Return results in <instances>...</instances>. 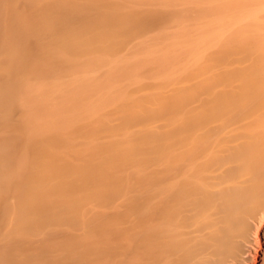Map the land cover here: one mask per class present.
Listing matches in <instances>:
<instances>
[{
    "label": "bare ground",
    "instance_id": "obj_1",
    "mask_svg": "<svg viewBox=\"0 0 264 264\" xmlns=\"http://www.w3.org/2000/svg\"><path fill=\"white\" fill-rule=\"evenodd\" d=\"M20 1L18 3L21 4L18 6L14 0H0V189L4 188L6 182V187L9 185L10 187L16 186L15 188H10L11 192L14 189L26 186L30 190L33 188L28 186L31 183L29 182L30 179H24L26 175V173L23 175L24 169H26L27 173H29L28 169H30V172H34L40 169L41 165H36V167L40 166V168L37 167L36 169L34 165L38 163V160L34 164L33 159L25 160L23 155L25 157L26 154L27 157L29 156L28 151L32 149L28 150V147L32 145L36 147L35 142L37 140L39 142H37L38 146L36 148L38 149L39 146H42L43 148H41H45L44 151H47L49 143L46 141L48 138L43 140L47 143L45 144L42 141L44 138L41 137V133L45 134V131L40 129L41 131L37 133L39 137L36 134V129L38 131L40 126L43 125L42 128L49 126L45 129L46 132L47 129L52 128L53 135V131L60 130L59 124L56 126L59 123V118L63 120L67 115L69 121H65V123L68 124H65L64 121L60 122H63L64 126H69L75 120L74 124L76 123V127H79V123L82 121L81 113L87 115L88 111V114L90 113L91 115L89 110H93L92 112L98 115L96 108L99 111H104L117 106L113 114H122V116L114 124H109L102 116V118L99 117L102 115L100 113L99 119L97 118V121H95L96 124H94L95 122L92 123V125H95L93 127L94 130H92L94 132L93 136H89L92 132H90L91 129L88 124L93 122L94 119L91 122L89 120L88 124L80 125L84 131L86 130L83 126L88 125L89 131L87 130V132L89 133L87 135L89 137H87V142H90L89 145L100 147V152H96L100 156H96V154V157H94V154L92 156L91 153L95 152L92 147L89 150L90 153H86L91 154L89 155L91 159L85 154L87 160L92 162L90 165L86 163L89 168L83 161L82 167L85 166L86 169L81 167L82 169L79 173V171H76V167L80 164L76 165L75 163L76 167L74 166V168L76 169L74 171L81 175L79 177L76 175L77 179L81 177L80 180L83 178L85 181L88 177H91L92 181L88 178L90 181L87 180L85 182L94 183L95 188L91 186L92 183L87 184L90 188L97 191L96 193L92 189V193H94L92 196L97 194L98 197V192L100 191L99 194L103 192L101 196L102 198L104 197V200H101L100 203V196L96 202L94 200L90 201L89 198V202L98 204L95 207L112 201L116 196L119 197L122 194L126 196L124 197L125 201L122 204L119 202L116 210L113 209L112 212L109 209H106L108 211L103 209L104 211L99 210L98 212V209H94V204L93 207L88 205L87 211L89 210L88 207H90L91 210L93 208L98 213H103L98 217L99 221L97 220L98 213L96 212L95 219L93 216L95 212L91 210L93 214L88 211L87 216L90 214L89 217H91L92 215L93 221L91 220L92 217L90 219H88L89 217L84 218L83 216H86L85 213H87L86 210L84 215H82L83 212L80 215L81 212L78 211V208L80 207L81 209L79 208V210L84 211L83 208L90 204L88 201L86 204L83 200H86L89 188L88 186L86 188L84 186L85 189L82 188L84 181L82 183L79 180L76 182L74 179L76 178L75 174H72L73 180L70 178L71 180L69 181L72 183L75 180L74 183L78 184L79 189H76L73 183V188L76 189L75 193L77 192L78 195L72 193L74 190H71L70 186V189L66 190V192L69 193V190H71V195H67L66 192L65 195L71 200L76 196L80 197L81 194H87L84 198L81 196V199L77 197V200L74 199L75 201L79 200V202L84 201L86 205L82 207L83 204L76 202L74 210L72 208L74 201L68 202L63 193L64 191H62L63 194L60 192V195H64V199L69 205L72 203V211L70 212L68 203L60 199L59 201L62 204L61 202L58 204V198L56 202H54L56 198L53 199L57 196L54 194L52 198L50 194L47 199L50 200L52 198V203H57L56 205L60 207L59 209L56 206V210L59 211V214H56V218L59 219L60 215L62 216L61 218L65 216L66 219L71 216L67 219L71 225L72 221L75 222L78 217L82 216L84 220L88 219V223L90 221L89 226L91 228H88L89 226L87 227L85 224L87 221L83 225L84 220L79 218L81 222L83 221L81 225L86 226L84 228L87 232L88 230L94 231L100 235L107 228L103 227L105 229L102 231L100 221H104L107 218L104 226H107L106 223L108 221L113 223V226L117 222L120 223L118 224L120 227H118V231L120 232L117 233L120 241H117V239L102 241L94 235L96 237L93 236L92 238H96V240L94 239L95 242L91 240L90 243H85L89 239L86 235L90 233L91 235L88 236L90 237L94 232L84 233V229L78 224L80 221H77V225L72 224L75 225L74 228H72V225L69 228V224L64 225V227L69 228L67 230L69 234L71 233V228L73 229L71 231L75 229L77 231V228L81 227L83 233L82 231V234L79 232L81 229L78 230V233L81 235L86 234L87 239L84 238L85 236L83 237L85 241L81 237L83 239L81 243V241L79 242L77 238L73 237L78 234L77 232L67 239L68 235H63L66 231L63 233V229H61L62 234H60L65 236L67 241L63 240L65 243L57 249L56 246L59 243L62 244L59 241L60 239L53 244L50 241L52 235L50 236L49 234L50 239L44 235L47 238L44 246L43 240L40 239L39 235L42 233V229L39 227L43 224L41 226L38 225L39 227H36V225L46 220L55 221L54 223L58 222L56 221L57 219H48L47 212L51 210L48 208L53 205H48L51 200L48 203L46 199L50 191L48 193L43 192L45 187L43 189L39 187L41 183L44 186L46 182L42 177L47 176V174L42 173H45L44 171L48 168L44 165L42 157H40L43 155L40 154L39 156L35 152L41 158L42 168L46 167L47 169L45 168L46 170H44L43 168V171L40 169L41 174L38 170V175H36L37 172L34 173L38 176L37 178L33 173V177L32 175L28 176L32 180L35 178L33 181L35 182L42 175L41 181H36V183H39L37 187L44 194L39 192L42 195L41 197L36 191L38 189L36 186L34 191L38 193V196H36L35 192L33 193V190H25L26 192H31V194L33 193L32 199L40 196L41 198H38V200L43 202L30 200L31 204H29L27 198L31 194L26 193L24 195V189H22L21 196L17 195L15 197L18 194L16 190L13 194L16 201L22 195L24 196L20 199L22 203L18 201L17 203L20 202V204H15L18 206V214L16 212V218L18 219L16 223L18 225L14 224V227H12L11 224H6L9 221L10 223L14 221L10 219L12 215L9 217L8 212L10 210L9 206L14 205L16 201L10 192V195L7 193L9 198L6 196V199L4 196L3 199H0V264H264V55H256L253 52L254 47L260 45V35L257 34L258 37L250 35V33L244 32L243 28L238 26H234L227 33L225 31L220 33L215 31L214 35H211L210 44L207 45L209 47H206L208 50L196 57V64L198 60L201 62L200 75L188 76L178 85H170V82L165 85V81L161 80L157 83H151V86L145 83L143 85L145 88L137 86L138 89H135L138 90V93L139 90H141V93L142 90H145L146 94L147 92L149 94L154 92L152 95H162V97L155 98L157 103L154 104L151 101H143L144 99L148 100V98L141 99L142 101H137V103L133 101L136 99L135 97L130 99L127 96V94L135 92H131L129 86L134 87L133 85L136 86L138 84L141 86L144 81L136 79L131 81L133 83L131 85H122L121 82L124 81L122 79L110 82L114 77L124 74L133 75L135 65L127 59L134 56L135 53H123V50H118L117 52H120V54L116 57L110 51L121 47V49H124L127 44H131V47L142 44L143 40H141V43L134 42V38L144 33L146 31L143 30L145 27L154 26L155 22L158 23V18L164 17L165 14H167L165 17H170L175 10L168 11L165 9V13L164 8L163 10L156 8L158 10V15H156L153 10L150 11L151 9L149 10V7L146 6L148 1L140 3L142 0H139L140 2L138 3L135 0L132 1H135L138 5L145 4L149 12H146L145 8L146 11L139 10L138 7L142 8L143 6L137 7L131 0L130 2L134 5L133 9L137 7L138 11L136 9L133 10L131 6L126 9L127 7L123 4L127 2L124 3V0H122V5H118V3H115L116 1L110 3L103 0ZM218 1L220 2L215 3L216 6L222 8L225 5L224 2L228 0ZM229 1L237 3V1L241 0ZM130 2L127 6L130 5ZM190 2L188 0V3ZM157 3L153 4L156 5ZM231 3L230 5L227 4V8L232 6ZM159 4L162 5L160 2ZM154 5L149 3L148 6ZM235 6L233 3L232 8H235ZM155 7L153 8L155 9ZM202 9L204 7L199 8L200 11ZM159 10L165 14L159 13ZM245 15L246 12H242V16ZM247 22L244 23L246 24ZM204 39L206 41V37ZM212 41H215V43L211 45ZM170 49L178 51L180 48H178L177 42L166 43L162 47L161 57L157 53L159 50L152 53L147 52L144 54L143 62H140V64L142 65L149 60L148 64L145 63L148 65H145V69L150 65H154L157 68V66L163 65L162 62L166 61V59L169 61L171 57H174L167 56ZM121 53L123 54L121 55ZM154 54H157V57ZM164 54L167 56L166 58ZM102 55H106L107 58H101ZM114 55L115 57H113ZM181 57L183 58L182 55ZM186 68L187 64L179 73L187 74ZM64 69L67 72L65 71L58 75L55 73ZM151 69L153 70V66ZM148 73L151 74V72ZM173 73L175 74L174 71ZM97 74L100 77L97 76L98 78H96ZM48 87L51 88L49 89L52 92L50 94L49 91L46 93ZM97 94L107 95L106 97H110L108 95L122 96L115 105L111 100H100L102 96L99 97ZM85 95H92L95 99L90 96L91 99L87 98ZM133 95H136V92ZM96 97L99 99L98 102L101 103L97 102L98 99L96 100ZM18 106L23 109L24 114L21 119L19 118L15 122L11 118V113L14 116V111L18 109ZM66 110H71V114L67 113ZM171 111H175L172 116L165 115ZM146 114H151L149 117L151 120L152 116H156L158 121L152 123L147 118L149 115ZM55 115L59 116L55 117ZM86 115L82 116L84 118L87 117L85 120L87 122L89 116ZM36 124H38V128L35 126ZM60 126L64 129L62 125ZM2 127L7 132H10L12 128L7 129L5 127L18 128L17 131L16 129L11 131L12 133L15 131L14 133L17 136L13 134L15 136L13 137L10 134L11 132L9 134L5 133ZM57 127L58 130L56 129ZM65 130L61 133L64 134ZM3 131L5 135L2 134ZM73 131L75 130H72V133ZM16 132L20 134L18 135ZM54 133L57 136L60 135L57 142L63 139L60 144H62L64 138L72 141L71 137H75V134H77V132H74V135H72L70 132L71 137L67 134H65L67 135L65 137L60 133ZM77 135H82V138H86V134L83 135L78 132ZM46 136L49 135L46 134ZM37 137L42 139L40 138V140ZM51 138L50 141L53 142V147L56 149V144L59 143L55 144V139ZM82 138H74L76 141L80 140L76 142L77 144L79 143L77 146L75 141L74 143L69 141L68 145L64 141L63 146H70L71 150H74V153L77 154L78 152H75V148L77 147L78 149V146L81 148L82 143L86 142ZM88 138L92 139L91 141L94 144H91L92 142ZM80 142L82 143L80 144ZM39 143H44V145ZM70 143L76 147L72 149ZM86 143H83L82 147ZM60 144L58 146H61ZM87 147L84 148L88 151L89 147ZM96 147L95 149L98 151ZM24 148H27L28 151ZM22 149H24V153H22ZM49 149L55 152L52 147H49ZM77 149L76 151H78ZM20 150L22 151L20 152ZM61 150L63 151V149ZM84 151L82 153H85ZM58 152L60 151L58 150ZM58 152L55 155L58 156ZM35 153H32V155ZM50 153L47 154V158L44 155V162H50L51 159L49 158H54V156L48 157V155H54V153ZM70 153L73 154V151H70L69 155ZM60 154L59 156H61ZM65 155H67L66 152L62 156ZM30 157L32 156L30 155ZM60 159L55 160L60 161ZM80 159L82 161L85 157ZM66 160L63 157V162ZM76 160L74 161L78 163L79 161ZM25 161H32L33 164H29H32L31 166L35 170H31L30 165L28 168ZM69 162L70 164L72 163L71 161ZM52 163L50 162V164ZM53 164V168L58 165L54 167ZM24 165H26V168ZM61 166L64 167V165ZM59 168H56V170ZM73 169L71 173L74 172ZM56 170L57 175L58 171H60L59 174L64 175L61 177V179H64L62 180L64 183L61 180H58L57 183L67 186L65 184L68 180L65 179L69 177H65L64 173H69L70 170L68 169L69 172H66L64 168ZM8 171L13 179L8 175ZM71 173L66 174V176H70ZM6 174L9 178L5 177ZM50 175L52 176L53 174ZM50 175L46 177L49 182ZM52 182L51 186L54 187L56 181ZM36 183H33V186ZM71 183L67 184L71 185ZM45 186H48L47 189L45 188L46 191L52 189L51 186L49 188V184H45ZM57 188L52 190L54 191ZM7 189L8 187L5 188V194ZM80 189H84L82 190L83 192ZM27 194L29 195L26 196ZM43 195L46 196L43 198ZM70 197L72 198L70 199ZM11 198L14 199L12 204L10 203L12 202ZM9 199L11 200L9 201ZM43 199H46V201ZM32 201L36 203H32ZM37 202L41 206L42 204H47L42 207L39 204L37 206L34 205ZM112 204L114 205V203ZM15 205L11 207L10 211L16 208ZM34 206L36 208H33ZM119 206L124 212H120L122 209L118 210ZM53 207H51L52 210ZM46 209L49 211L45 212ZM54 210L50 212L54 213ZM72 212H76L78 216L75 213L76 216L74 214L71 215ZM77 212L80 213L78 214ZM7 216L9 219H7ZM30 218L39 219L37 222L41 221L34 225V221H31ZM65 218L59 219V221L63 222ZM108 218L114 219V222L108 220ZM47 221L44 225L49 224ZM60 222L59 224L62 223ZM32 223L36 230L39 228L40 233L38 235L36 232L39 231L32 229L34 227H31ZM5 225L6 227L14 228V230L6 229ZM54 225L58 226L59 229L62 226ZM54 225L49 227V229H55ZM109 225L111 224L109 223ZM76 226L78 227L76 228ZM109 227L113 228L112 226ZM45 230L46 228L43 227V231L46 234L47 230ZM114 230H116L115 227L111 231L107 230V232L113 235L116 232ZM12 231H15L14 234H12ZM49 231L48 233L52 232ZM31 232L33 235L30 234ZM52 233L54 234V232ZM57 235L56 233V236L53 235L52 238L54 240L58 239L59 235ZM31 236L39 238L42 244L38 242L39 239L35 241ZM46 240L48 243H52L56 249L51 248L50 244L47 246ZM112 240L116 241L112 242ZM53 252H55V256L49 255H53Z\"/></svg>",
    "mask_w": 264,
    "mask_h": 264
},
{
    "label": "rangeland",
    "instance_id": "obj_2",
    "mask_svg": "<svg viewBox=\"0 0 264 264\" xmlns=\"http://www.w3.org/2000/svg\"><path fill=\"white\" fill-rule=\"evenodd\" d=\"M18 1L19 0H14V2H16L17 4H18V6H20V4L18 3ZM22 1V0H21ZM20 1V2H21ZM102 1V0H101ZM103 1H105V2H112V3H114L115 1V3H118V5H122V0L121 1H119V0H103ZM119 1V2H118ZM132 1V0H131ZM137 3L138 2H140L139 0L137 1V0H135ZM135 1H132L133 3H134V5L136 4L135 3ZM146 1H148V5H149V3H150V5L152 4V5H154L153 3H157L156 5H154V6H156L155 7V9L153 8L154 6H148V5H146L147 7H149L148 9L150 10V11H154L155 12V14L156 15H158V10L156 9V8H158V9H162L163 10V8H164V10L166 9V10H168V11H170V10H175V11H173V13H171L172 15H170V13H168V15H170V17L168 16V17H165V15H167V14H165L166 13V10L162 13L161 12V10H159L160 12L159 13H161V14H165L164 15V17H162V20H161V17L160 18H158L157 19V21H158V23L157 22H155L154 24V26H149V27H145L143 30H146V31H144V33H142V34H140L138 37H135L134 39H135V41L134 42H140L141 43V40H143L144 42H142V44H139V45H137L136 47H131L132 45L131 44H127L126 45V47L124 48V49H115L114 51H110L111 53L113 52L115 55H116V57H118L117 55L118 54H120V52L118 53L117 51L119 50V51H122L123 50V53H125V52H129V53H135V55L134 56H132L131 58H128L127 60L128 61H130L131 63H133L134 65H135V68H133V70H134V73H133V75H128V74H124V75H121V76H118V77H114L110 82H113V81H116V80H120V79H122V80H124V81H122L121 82V84L122 85H125V84H133L131 81H133V80H136V79H140V80H142V81H144V83L141 85V86H143V85H145V83H147V85L149 86V84H150V86H151V83H157V82H159V81H165V85H167L169 82L171 83L170 85H178V84H180L186 77H188V76H190L191 77V75H194V76H198V75H200L199 73H201V62L198 60V63L196 64V57H199L200 55H202V53L203 52H205V51H207L208 49L206 48V47H209V46H207V45H209L210 44V42H211V40H212V37H211V35H214V32L215 31H217V32H223V31H225V33H227V31H230L234 26H238V27H242L243 28V30H244V32H247V33H250V35H253V36H256V37H258L257 36V34L258 35H260V37H261V40L259 39V42H260V45H257L256 47H254V54H256V55H264V0H241V1H237V3L236 2H234V1H232L236 6H235V8H232V6H233V3H231V1H229V3H228V1L227 2H224L225 3V5H227V4H229L230 5V3H231V7L229 6V8H227L228 7V5L227 6H223L222 8H218L217 6H216V4L215 3H217V2H220V1H218V0H190L191 2L190 3H188V0H171V1H169V0H142L140 3H146ZM163 1V2H162ZM13 2V4H15ZM127 2V3H126ZM130 2V0L128 1V0H124V3H126V4H123L124 6H126L127 8L126 9H128L129 8V6H131V8L133 9V7H134V5H133V3L132 2H130V5H128L127 6V4ZM159 2L162 4V5H160L159 4ZM24 3H26V2H24ZM119 3H121V4H119ZM139 3V4H140ZM164 3V4H163ZM133 6H132V5ZM16 5V4H15ZM42 5V4H41ZM143 6L142 8H140V7H138V6ZM140 5H138V4H136V6L139 8V10H141L142 9V11H146V12H149V10L146 8V6H145V4H140ZM123 7V6H122ZM134 8L133 10H137L138 11V8ZM201 7H204V9H205V11H204V9H202L201 11L199 10V8H201ZM21 8V7H20ZM130 8V9H131ZM146 10H145V9ZM153 8V9H152ZM188 8V9H187ZM190 8V9H189ZM192 10V11H191ZM123 11V10H122ZM128 11V10H127ZM167 11V12H168ZM177 11V12H176ZM246 12V15L245 16H242V12ZM161 14H159V15H161ZM165 18V19H164ZM168 18H170L169 20H168ZM159 21H161V22H159ZM246 21H248L246 24L244 23V22H246ZM156 24H158V25H156ZM157 26V27H156ZM149 28V29H148ZM206 37V41H205V38ZM140 39V40H139ZM170 42H177L178 43V48H180L178 51H176V50H171L170 49V51H169V54H167V56L169 55V56H174V57H171L170 59H169V61L166 59V61H164V62H162V64L163 65H161V66H157L156 64H155V66H157V68L156 67H154V65H152L153 66V70L151 69L152 68V66L150 67H147V69H151L150 71L148 70L147 71V69H145L146 68V66L145 65H147L149 62L147 61V62H145V63H147V64H145V63H143L142 65L140 64V62H143V60L142 59H144V54L145 53H147V52H153V51H157V50H159L157 53L159 54L158 56L159 57H161V51H162V47H163V45H165L166 43H170ZM215 43V41H212V43H211V45L212 44H214ZM165 47V46H164ZM171 52V53H170ZM173 52V53H172ZM123 53H121V55L123 54ZM183 56V58L181 57V55ZM115 55L113 56V57H115ZM120 55V56H121ZM147 55V54H146ZM163 55V54H162ZM154 56L155 57H157V54H154ZM164 56H165V58L167 57L165 54H164ZM168 56V57H169ZM103 57V59H106L107 57H106V55H102L101 56V58ZM104 57H106V58H104ZM109 58H111L110 56H108ZM154 58V57H153ZM153 60V59H152ZM184 60V61H183ZM186 60H187V62H186ZM183 61V62H182ZM203 61V60H202ZM186 62V63H185ZM124 63H129V62H124ZM165 63V64H164ZM182 63V64H181ZM186 64H187V68L185 69V71L187 72V74H185V73H183V72H181V73H179L180 71H182L183 69H184V67L186 66ZM140 65V66H139ZM136 66H137V69H136ZM144 68H142V67ZM148 66V65H147ZM129 68V67H128ZM154 68H155V70H154ZM159 68V69H158ZM140 69H142V70H140ZM157 69V70H156ZM127 70V69H126ZM129 70V69H128ZM146 72H145V71ZM67 72V70L66 69H64V70H58V71H56L55 73H57V75L59 74V73H63V72ZM104 71V70H103ZM106 71V70H105ZM173 71L175 72V74L173 73ZM102 72V71H101ZM124 72V71H123ZM148 72H151V74L150 73H148ZM100 73V72H99ZM173 73V74H172ZM183 73V74H182ZM56 75V74H55ZM105 75H107V73H105ZM100 77L99 76V74H97L96 75V78H98V77ZM99 81H101V79H99ZM170 85H168V86H170ZM134 87H132V86H129L130 88L129 89H131V92H133V91H135L136 92V95H133V94H135V92L133 93V94H127V96H129L130 97V99H133L134 97L136 98L135 100H133V101H142L144 98H148V100L146 99H144L143 101H151V103H157V98H159V97H162V95H152V94H154V92L153 93H150L149 94V92H147V94H146V92H145V90L143 91L142 90V93H141V90H139V93L137 92L138 90H136L135 88H137L138 89V87L137 86H139V88H145L144 86L143 87H141L139 84L138 85H133ZM134 88V89H133ZM146 88H148V87H146ZM49 89H51V88H49L48 87V89L46 90V93H48L47 91H49V94H50V92H51V90H49ZM92 92V91H91ZM128 92V91H127ZM52 93V92H51ZM138 94V95H137ZM48 95V94H47ZM53 95V94H52ZM69 95V94H68ZM67 95V96H68ZM98 95V94H97ZM97 95H95V96H97ZM85 96H87V98L90 96L91 98H93V99H95V97L94 96H92V95H85ZM99 97L100 96H102V95H98ZM103 96H104V98H103ZM102 97H101V99L100 100H111L112 101V103L113 104H117L118 102H119V100H120V98H121V96L122 95H108V96H110V97H106L107 95H103ZM124 96V95H123ZM126 96V95H125ZM139 96V97H138ZM163 96H165V95H163ZM179 96V95H178ZM184 96V95H183ZM209 96V95H208ZM54 97H55V95H54ZM89 97V98H90ZM106 97V98H105ZM90 98V99H91ZM156 98V99H155ZM98 98L96 97V100H97ZM142 99V100H141ZM57 100V99H56ZM67 101H68V99H67ZM99 101V99L97 100V102ZM65 102H66V100H65ZM91 102H92V100H91ZM103 102H105V101H103ZM68 103V102H67ZM66 103V104H67ZM98 103H101V102H98ZM138 103V102H137ZM113 104H111V105H113ZM114 105V106H115ZM96 106H98V105H96ZM18 108V109H17ZM16 109V111H14L15 112V114H14V116H12V113H11V118H13V120H15V122H16V120H18L19 118L21 119V117L23 116V109L22 108H19V106L17 107ZM117 108V106H115L114 108H112V109H110V108H108L107 110H104V111H99L98 110V108H96L97 109V113H101L102 115H100L99 116V114L97 115H95V112H92L93 110H89V111H91V115L93 116H91L90 115V113L88 114V111H87V115L84 113H81V118H82V121L84 120V122H82L81 121V123H79V127H76L77 125H76V123L74 124V122H75V120L73 121V123H72V125H69V126H64V124H62L60 121H64V123H65V121L67 122V121H69V118H67V115H66V117H65V119H63V120H60V118H59V123H57V125L56 126H58V124H59V129L60 130H58V127L56 128L58 131H60V132H58V131H56L55 129V131H53V135H52V128L50 129H47V132H46V128L47 127H49V126H47L46 128H42L43 127V125L42 126H40L39 128H38V124H36L35 126H37V128H38V131H37V129H36V134L37 133H39L41 130L40 129H43L44 131H45V134L42 132L40 135H41V137L42 138H44V139H42L41 137V139H42V141L43 140H46L47 138H48V140L46 141L47 143H49V147H52V149H54L55 150V152L53 151V150H51L50 151V149H49V147H47V151H44V149H42L43 147L42 146H39L38 147V149L36 148L37 146H38V144H37V142H39V140H37L36 142H35V146L36 147H34V145H32V146H29L28 147V150L30 149H32L31 151H28L27 150V148H24V149H26L28 152H29V156L28 157H30V155L32 156V157H30V158H28L27 157V154H26V157H25V155H23L22 153H24L25 151H24V149H22L23 150V152L21 153V155H23L24 157V159L25 160H34L33 161V163L34 162H36L37 160V164H35L34 165V167L37 169V167H39L40 168V166H37L36 167V165H41V170L43 171V168H42V164L44 163V165L48 168H44V170H46V171H44L45 173H42V174H47V176L48 175H50V174H53L51 177H50V182H49V179H47L46 177L47 176H45V177H42V175H41V177L42 178H44L45 180H46V182H45V184L46 185H48L49 184V188H50V186H51V184L53 183L52 181H56L55 183H54V187H52V189L53 188H56V187H58L57 189H54V191L51 189V190H47L46 191V189L48 188V186L46 187L45 186V184H44V186H43V184L41 183V185H39V183H36V181L35 182H33L34 180H35V178L32 180L31 179V175H32V173H33V175H35L34 173H36L38 170H39V173L41 174V170L40 169H38V170H36V171H34V172H30V169H28V171H29V173H31V174H29V173H27V171H26V169H24L25 171L23 172V175L26 173V175L24 176V179L25 180H29L30 179V181L29 182H33L34 184L36 183V185H34L33 186V183H32V185H31V183H29V187H33L31 190H30V188H28L27 186L26 187H22V188H18V189H14L12 192H11V190H10V188L12 187H14V186H11L10 187V185L9 186H7L8 187V189L6 190V194L4 193V191H5V188H7L6 187V183L4 184V188L2 187V190L0 189V199L2 198L3 199V197L4 198H6V196H7V198H9L8 196L10 195V193H12V195L11 196H13V194L15 193V191L16 192H18V194H16L15 195V197H17V195H19V197L21 196V190L22 189H24V195L26 194V193H30L31 194V192H26V190L28 189V190H30V191H32L33 190V193L35 192L34 191V187L36 186V188H38L39 189V187H41L42 189L44 188V191L43 192H47L48 193V191H50V193L46 196V195H43V198H44V196H46V199L47 198H49L50 197V194H51V196H52V198H53V195L55 194L57 197H54L53 199H55L54 200V202H56L57 201V198H58V204L61 202V201H59L60 199H63V202H65V203H68L69 201H71L72 202V200L74 201L73 202V207H72V203H70V205H69V203H68V209H70V212L72 211V209H71V207L72 208H74V210H75V205L77 204V203H79V204H83L82 205V207H84V205H86L87 204V201L89 200V198H90V201H92V200H94L95 202H96V200H97V198L100 196L101 198H102V196L101 195H103V192H101L100 194H99V192H98V197H97V194H95L94 196H92V194H94V193H92L93 191H92V189L93 188H95L94 187V183H90L89 181L91 180V177L88 179H86L85 181H87V180H89L88 182L89 183H87V182H85L84 180H83V178H82V180H80L81 179V177H80V179H77L79 176H81V175H78V173L76 172V171H79V173H80V171H81V169L82 168H85L86 169V167L84 166V167H82L83 166V161H85V164L86 163H88L89 165H90V163H92V162H89V160H87V158H86V155L87 156H89V155H91L92 154V156H93V154H94V157H96V156H100V154L98 155L96 152H100L99 150H100V147L99 148H97L96 147V145L95 146H93V145H89L90 144V142H87V137H89L90 135L91 136H93L94 135V132H92V130H94L93 129V127L95 126V125H92V123H94L95 121H97V118H98V116L99 117H103L104 119H106V121L109 123V124H114L121 116H122V114H113L114 113V111H115V109ZM68 109H70V107H68ZM92 109H94V110H96L95 108H92ZM113 110V111H112ZM99 111V112H98ZM66 112L67 113H70L71 114V110L69 111H67L66 110ZM103 112V113H102ZM175 111H171V112H168V113H166L165 115L166 116H172V114L174 113ZM67 113H65V114H67ZM92 113H94V114H92ZM69 114V115H70ZM60 115V114H59ZM58 115V116H59ZM69 115H68V117H69ZM75 115H77L76 113H75ZM82 115H86V116H89L88 117V121L86 122L85 120H86V118L87 117H83ZM104 115V116H103ZM146 115H149V114H146ZM151 115V114H150ZM150 115L147 117L148 119H150L149 117H150ZM57 115H55V117H58ZM79 116H80V114H79ZM97 116V117H96ZM95 117V118H94ZM101 117V118H102ZM153 118H152V120H151V122L152 123H155L156 121H158V119H157V117L156 116H152ZM56 119V118H55ZM93 119H94V121H93ZM99 119V118H98ZM81 120V119H80ZM80 120H79V122H80ZM89 120H90V122H91V120L93 121V122H91V123H89L88 124V122H89ZM78 121V120H77ZM76 121V122H77ZM84 123H86V124H88L89 125V127H90V132H92V133H90L89 134V136L87 135L89 132H87V130L89 129V127H88V125L86 126V127H88V128H86L85 126H83L84 127V129L86 130V131H84L83 129H82V127H80V125L82 124H84ZM65 124H68V123H65ZM77 124H78V122H77ZM94 124H96V122L94 123ZM60 125H62L63 127H64V129L60 126ZM81 125V126H82ZM11 126V125H10ZM71 126V127H70ZM73 126V127H72ZM75 126V127H74ZM5 128H12V129H10L11 131L12 130H15L16 129V131L18 130V128H15V127H5ZM75 128V129H74ZM84 131H82L81 129ZM66 129V130H65ZM80 129V130H79ZM2 130H5V133H10V132H7V130L6 129H3V127H2ZM42 130V131H43ZM49 130H51L50 132H49ZM63 130H65L64 132V134L63 133H61V132H63ZM72 130H75V131H73V133H72ZM89 131V130H88ZM0 132H1V129H0ZM15 132V131H14ZM10 133V134H15V133ZM54 132H56V134L57 133H60V134H62V136L64 135L65 137L68 135H70V134H72V135H74V132L76 133L77 132V134H78V132L80 133V134H86V138H82L83 136L82 135H77V134H75V137L76 138H82V140L84 139V140H86V142H83V143H86L85 144V146L84 147H89V149H88V151L90 150V149H92V147H93V149L95 150V152H94V150H93V152L94 153H91V154H86V153H90V151L88 152L87 150H85L86 148H84V147H82V145H83V143L82 142H80V144L82 143V145H81V148L78 146V149H77V145H79V143L77 144L76 142H79L80 140H75L74 138V136H72L71 137V135L69 136V137H71L72 139V141H70V139H69V141L70 142H72V143H74V141H75V144H76V148L73 146V144L72 143H70L71 144V146H72V149L73 148H75V152H78L77 154L76 153H74V150H71V147L70 146H63V143H64V141H66L65 143L68 145V143H69V141L68 140H66V139H68V138H64V141L62 142V144H60V142H61V140H63V139H60L59 141L60 142H57L58 141V139L60 138V135L59 136H57V135H55V133ZM71 132V133H70ZM16 133H18V132H16ZM70 133V134H69ZM1 134V133H0ZM2 134H4V131L2 132ZM20 133H18V135H19ZM46 134L47 135H49V136H51V137H53L55 140H54V143L56 144V143H59L61 146H58L59 144H56V149H55V147H53L54 146V144H53V142L52 141H50V138L51 137H49V136H46ZM65 134H67V135H65ZM93 134V135H92ZM5 135V134H4ZM38 135V134H37ZM1 136V135H0ZM3 136V135H2ZM15 136H17L16 134H15ZM14 135H13V137H15ZM21 136H22V134H21ZM61 136V137H62ZM78 136V137H77ZM38 137H39V135H38ZM37 137V138H38ZM85 137V136H84ZM23 138V137H22ZM40 138H38V139H40ZM46 138V139H45ZM53 138H51V139H53ZM92 138V137H91ZM40 139V140H41ZM88 140L89 141H91L90 140V138H88ZM50 141V142H49ZM45 144H47L45 141H43ZM52 142V144H50ZM92 142V141H91ZM44 143L42 144V143H39V144H41V145H44ZM91 144H94L93 142L91 143ZM52 145V146H51ZM90 146H91V148H90ZM30 147H32V148H30ZM42 147V148H41ZM44 147H46V146H44ZM87 147V148H88ZM95 147L98 149V151L95 149ZM69 148V149H68ZM49 149V150H48ZM61 149H63V151L61 150ZM69 151H68V150ZM76 149L78 150V151H76ZM22 150H20V152L22 151ZM39 150V151H38ZM58 150L60 151V152H58ZM68 152H67V151ZM82 150V151H81ZM85 150V151H84ZM26 151V152H27ZM53 151V152H52ZM72 152L73 151V154L72 153H70V155H69V152ZM80 151V152H79ZM85 152V153H82V152ZM30 152H32V153H35V152H37L38 153V155L40 156V154L41 155H43V156H40V157H42V159H43V163L40 161V157L39 156H37V153H35V154H33L32 155V153L30 154ZM49 152H51L50 154H52V153H54V155H48V157H50V156H54V158L52 159V158H49V159H51L50 160V162L52 163H54L55 161H57V160H59L60 158H61V156L62 155H64V153L66 152V154L67 155H65V156H62V158L60 159V161H57L56 163H52L53 165H54V167H55V165H60V166H56L55 168H53V166H52V164H50V162H47V161H45L44 162V155H45V158H47L46 156H47V154H49ZM56 152H58V156L57 155H55V154H57ZM64 152V153H63ZM91 152H92V150H91ZM61 153V154H60ZM59 154L61 155V156H59ZM76 154V155H75ZM79 154H80V156H79ZM83 154V155H82ZM86 154V155H85ZM95 154H96V156H95ZM69 155V156H68ZM75 155V156H74ZM85 155V156H84ZM34 156V157H33ZM55 156H57V157H55ZM70 156H73V157H70ZM82 156V157H81ZM36 157V158H35ZM58 157H60V158H58ZM63 157H64V160L65 159H67L66 161H64L63 162ZM84 158L85 157V159L83 160L82 159V161H81V159L80 158ZM90 157V159H91V156H89ZM89 157H88V159H89ZM35 158V159H34ZM72 158V160H70V159ZM78 160V159H80V160H78L79 162L77 163V162H75L74 160H76V159ZM55 159H57V160H55ZM55 160V161H54ZM62 160V161H61ZM76 160V161H77ZM26 162L27 163V167L29 168V165H30V167H31V170L32 169H34L35 170V168H32L33 166H31L33 163H32V161H30V162ZM69 161H71L72 163L71 164H73V165H71L70 164V162ZM81 161V162H80ZM86 161H88V162H86ZM91 161V160H90ZM41 162V163H40ZM67 162H68V164H67ZM25 163V164H26ZM29 163H32V164H29ZM75 163H76V165H78V164H80V165H78V167H76V165H75ZM82 163V164H81ZM88 164H86V166H88V168H89V165ZM61 165H64V167H62ZM67 165H68V168H67ZM71 167H70V166ZM25 166V168H26V165H24ZM51 166H52V168H51ZM65 166H66V168H65ZM74 166L77 168V170L76 171H74L76 168H74ZM80 166V167H79ZM59 167H61V168H59ZM70 167V168H69ZM82 167V168H81ZM51 170H50V169ZM56 168H59V169H57V170H60V169H62V168H64L65 169V171L66 172H69V170H70V172L69 173H71V170L73 169V171L74 172H72L71 173V175L69 176H66V174H69V173H64L65 174V177H69L68 179H65V180H73V178L71 177V176H73L74 174V176L76 177V178H74L75 180H76V182H78V180L79 181H81V183L83 184V186H82V188H84V186H85V188L88 186V188H89V196L87 195V197H86V200L85 199H83L84 198V196H86V195H82L81 194V196L83 197L82 199L85 201V203L86 204H84V201L83 202H79V200L78 201H75L74 199H76V197L79 199H81V196L79 197V196H74L75 198H72V197H70V199L71 200H69L68 198H67V196L65 195V192H66V190H68V189H70V188H72L71 190H74L73 192L71 191V190H69L70 192L69 193H67L66 192V194L68 195H71L70 193L72 192L73 194L75 193V190L78 188L79 189V186H78V184L76 185V182L74 183V181H72V183H71V181H66L67 183H71V185H68L67 183L65 184V185H67V186H63V184L62 183H64V181L62 182V180H64L63 178L61 179V177H63L61 174H59L60 173V171H58L59 173H58V175H60V176H58L57 175V173L55 172V170H56ZM72 168V169H71ZM55 169V170H54ZM68 171H67V170ZM78 169H80V170H78ZM56 170V171H57ZM10 171V170H9ZM9 171H8V173H9ZM48 171H50V172H48ZM62 171H64V170H62ZM61 171V172H62ZM76 172V173H75ZM7 173V174H8ZM38 172L36 173V175H38L39 174ZM54 173H56V174H54ZM62 173V174H63ZM7 174H6V176L5 177H7V178H9V176L11 177V173H9L8 175L9 176H7ZM73 174V175H72ZM13 175V174H12ZM28 175H30V176H28ZM33 175H32V177H33ZM35 175V176H36ZM78 177H77V176ZM26 176H28L27 178H26ZM34 176V177H35ZM38 176H36V178H37ZM41 177H40V181H41ZM48 177V178H49ZM52 177H53V180H52ZM12 178V177H11ZM10 178V179H11ZM29 178V179H28ZM59 178V179H58ZM71 178V179H70ZM13 179V178H12ZM85 179V178H84ZM8 180V179H7ZM38 180V181H39ZM43 180V179H42ZM47 180H48V182H47ZM58 180H61V184H59V183H57V181ZM37 181V182H38ZM92 181V180H91ZM52 182V183H51ZM8 183H9V180H8ZM28 183V182H27ZM48 183V184H47ZM75 184V187H76V189H74L73 187H74V184ZM13 184V183H12ZM87 184H91V186H93V188H90V186L89 185H87ZM37 185H39V187H37ZM79 185H80V182H79ZM69 186H70V188H69ZM78 186V187H77ZM81 186V185H80ZM16 187V186H15ZM14 187V188H15ZM81 188V187H80ZM84 188V189H85ZM87 188V189H88ZM26 189V190H25ZM36 189V191H38V193L39 192H41V193H43L42 192V190L41 189ZM84 189H82V190H84ZM86 189V190H87ZM91 189V190H90ZM81 190V189H80ZM80 190L78 191V192H80ZM81 190V191H82ZM94 190V189H93ZM1 191H3L2 193H1ZM8 191V192H7ZM19 191H20V193H19ZM62 191H64L63 193H64V195H65V198H67V200H68V202H66V200L64 199V195H62L63 193H62ZM90 191H91V194H90ZM10 192V193H9ZM60 192L62 193L61 195H60ZM83 192V191H82ZM82 192H80V193H82ZM94 192H96L97 193V191H96V189L94 190ZM7 193L9 194V195H7ZM32 193V194H33ZM38 193H36L35 192V194H36V196H38L37 194ZM77 193V192H76ZM75 193V195H78V193L76 194ZM79 193V194H80ZM85 193V192H84ZM86 193H87V191H86ZM5 194V195H4ZM31 194V196H29L27 199L29 200L28 201V203L29 204H31V201L30 200H38V198H41L42 197V195H40V193H39V195L41 196H39V197H36V199L34 198V199H32V195ZM44 194V193H43ZM73 194H72V196H73ZM24 195H22V197L24 196ZM29 194H27L26 196H28ZM90 195H91V197H90ZM120 195V194H119ZM124 194H122L121 196H119V197H117L116 196V198H114V199H112V201H110V202H112V203H114V205L112 204V203H110V202H108V203H105V204H103V205H99L98 207H95V205L97 206L98 204H94V202L93 203H91V202H89L90 204H87L83 209H84V211L82 210H79V208H78V211H80L79 213H80V215L82 214V212H83V214L82 215H84V212H85V210H86V212L87 213H85L86 214V216L84 215L83 217L85 218V217H89L90 216V214L92 213L93 214V212H95L94 213V218L96 219V215L95 214H97L98 212H99V210L100 211H104V210H106V209H109L111 212L113 211V209H115L116 210V208H117V206L119 205L118 203L120 202V204H122V202H124L125 201V196H123ZM49 196V197H48ZM14 197V196H13ZM15 197H14V199H15ZM21 197V198H22ZM35 197V196H34ZM93 197H94V199H93ZM6 198V199H7ZM20 198V199H21ZM52 198L49 200V199H47V201H48V203H49V201L51 202V203H49L48 205H51V204H53L52 202ZM101 198H99V203H100V201L101 200H104L103 198L101 199ZM120 198H122V199H120ZM12 199V198H11ZM11 199H9V201L11 200ZM14 199H12L11 201L12 202H10L11 204L12 203H14ZM20 199H18V201H20ZM46 199H43L44 201H46ZM116 199V200H115ZM118 199V200H117ZM65 200V201H64ZM77 200V199H76ZM115 200V201H114ZM121 200V201H120ZM15 201H16V199H15ZM18 201H16L15 203H14V205L18 202ZM22 201V200H21ZM20 201V202H21ZM32 201V203H36V202H33ZM39 202H41L42 200H38ZM20 202L19 203H17V205H19L20 204ZM43 202V201H42ZM77 202V203H76ZM104 202V201H103ZM22 203V202H21ZM76 203V204H75ZM98 203V202H97ZM102 203V202H101ZM39 203L37 202V204H34V205H38ZM42 204V203H41ZM47 203H45V205H46ZM55 204V203H54ZM51 205V206H49L50 208H48V209H51L50 211H52L53 212V210L56 212V211H58V210H56L57 208H59L60 209V207L58 206V205ZM61 204H62V202H61ZM79 204H78V206H79ZM93 204H94V209L96 210V209H98L97 211H95V210H93V208H92V210L90 209V207H88L89 208V210L88 211H93V212H91L90 211V214H89V216H87V214H88V211H87V206L88 205H91V207H93ZM106 204H108V205H106ZM14 205H10L9 206V208H10V210L12 209L11 207H13ZM17 205H15V207L16 208H14L12 211H10L9 210V212H8V216L10 217V215H12V217H10V219L12 220H14V221H12L11 223H10V221L9 220H7V221H9L7 224H6V222H5V224L6 225H12V227H14V224H17L16 222H18V219L16 218L17 216H16V212H17V214H18V206ZM40 205V204H39ZM45 205H43L42 204V206H45ZM112 205V206H111ZM33 206V205H32ZM41 206V205H40ZM41 206V207H42ZM52 206H54L53 207V210H52ZM56 206H57V208H56ZM77 206V207H78ZM81 206V205H80ZM115 206V207H114ZM70 207V208H69ZM107 207V208H106ZM114 207V208H113ZM33 208H36L35 206L33 207ZM37 208H39V209H41L40 207H37ZM45 208V207H44ZM46 208H47V206H46ZM48 209H46L45 210V212H47V211H49ZM67 209V210H68ZM81 209V208H80ZM102 209V210H101ZM104 209V210H103ZM122 208L119 206V208H118V210L120 211ZM42 210L44 211V209L42 208ZM73 210V211H74ZM76 210H77V208H76ZM47 212V214H48V219H54V220H56L58 223H54L55 221H53V222H51V220H46L47 222H49V224H47V225H44L45 223H46V221L44 222V221H42L41 223H40V221L39 222H37L39 219H34V218H30V220L32 221H34V225L35 224H37V223H40V224H37L36 225V227H39V226H41L42 224V228L41 227H39L40 229H42V233H43V236H42V233H40V230H38L39 232H36L37 233V235H38V233H40L39 235H40V239H42L43 241V244L45 243V239H50L49 238V234H50V236H51V239H50V241L51 242H53V244H55V243H57L58 242V240L60 241V242H62V244L61 243H59L58 244V246H56L57 247V249H58V247H60V246H62L63 245V243H65L63 240H65V241H67L66 240V237L65 236H63V235H68V237H67V239H69V237L71 236V235H73V233L75 234L76 232L78 233V230H80L81 229V227L79 228L78 226H76V228L78 229L77 231H71V230H73L72 228H74V226L75 225H77V221H80L79 220V218H81V220H84V218L81 216V217H78L77 219L78 220H75V222L74 221H72L71 222V225L72 224H75V225H72L73 227L70 229V232L72 233H70L69 234V231H67L70 227H71V225L69 224L70 222H69V220H67L68 219V217H67V219L65 218V216L63 217V218H65L64 219V221L61 223L60 221H59V219H63V218H61L62 216L60 215H57V216H59V219L58 218H56V214L58 213L59 214V211L58 212H54V213H52V212ZM69 211V210H68ZM106 211H108V210H106ZM12 212H14L13 214H14V216H13V214H12ZM97 212V213H96ZM120 212H124L123 211V209L120 211ZM11 213V214H10ZM68 214H70L69 212H67ZM76 214V212H72V214L71 215H73V214ZM78 213V212H77ZM78 213V214H79ZM101 213H103V212H100V213H98V215H97V220L99 221L100 219L98 218V217H100L101 216ZM28 214V213H27ZM74 214V215H75ZM29 215V214H28ZM77 215V214H76ZM75 215V216H76ZM7 216V217H8ZM78 216V215H77ZM93 216L91 215V217H92V221H93ZM9 217L7 218V219H9ZM14 217V218H13ZM34 217V216H33ZM51 217V218H50ZM71 217V216H70ZM69 217V218H70ZM91 217H89L88 219H90ZM85 219L84 220V222H83V225H85L86 224V226L88 227L90 224V221H89V223H88V219ZM102 219V218H101ZM107 219V218H106ZM106 219L103 221V220H101L100 221V225L102 226L101 227V229H102V231L105 229H103V227H109V226H112L113 228L115 227L116 228V230H114V231H116L113 235H112V233H108L107 232V230L108 231H111L113 228H106L105 230V232L103 231V233L100 235V234H98V233H96V232H94V231H89L88 230V232H87V230L85 229L86 228V226H83V225H81L82 224V222L80 221L78 224H80L79 226H82V228L84 229L83 231H84V233L86 232V234L87 233H89V232H94V234H92V236H90V237H88L89 235H91L90 233L88 234V235H86V234H83V235H81L82 233H83V231H82V229L79 231L80 233H81V231H82V233L80 234V233H78V234H75L73 237H75V238H77V240L80 242L81 241V243H82V241H83V239L85 238V239H87V238H89V239H87L86 241H85V239H84V241H85V243H90L91 242V240H92V242L94 241V239L96 240V238H98L99 240H102V241H106V240H111V239H117V241H120V237H117V233H119L120 231H118L119 230V225L118 224H120V223H116V224H114V226L112 225L113 223H111L110 221H108V220H111L112 222H114L113 220L114 219H109L108 218V222L111 224V225H109V223L107 222L106 224H107V226L105 225L104 226V222H106ZM117 219V218H116ZM17 220V221H16ZM85 221H87L86 223H85ZM118 221V220H117ZM14 222V223H13ZM59 222L61 223V224H59ZM68 222V223H67ZM74 222V223H73ZM30 223V222H29ZM85 223V224H84ZM103 223V224H102ZM51 224V225H50ZM54 224H58L59 226H63L64 227V225L66 226L67 224H69V228L67 227V228H63L62 226H61V228L59 229V227L58 226H55ZM88 224V225H87ZM6 225H5V227H6ZM18 225V224H17ZM33 225V223H32V225H31V227L32 226H34ZM39 225V226H38ZM50 225V226H49ZM52 225H54V228L55 229H49V227H53ZM109 225V226H108ZM116 225V226H115ZM47 226H48V229H47ZM11 227V226H10ZM15 227L17 228V226L15 225ZM35 226L34 227H32V229L35 231L36 228ZM43 227L44 228H46V234L44 233V231H43ZM58 227V228H57ZM85 227V228H84ZM119 227V228H118ZM16 228H15V230H16ZM88 228H91L90 226L88 227ZM87 228V229H88ZM6 229H8V230H14V228H9V226L8 227H6ZM61 229H63V233H64V231H66L63 235H61L62 233H61ZM36 230V231H37ZM48 230H50V231H52V232H54V234L52 233V232H50V233H48ZM55 230H56V233L59 235V237H57L58 239H56V237H55V239L56 240H54V238H52L53 237V235L54 236H56V233H55ZM92 230V229H91ZM58 231H60L59 233H58ZM14 232L15 231H12V234H14ZM36 233H34V234H36ZM61 233V234H60ZM68 233V234H67ZM30 234H32V232L30 233ZM33 235V234H32ZM44 235H46V236H48L47 238H46V236H44ZM57 235V236H58ZM78 235V237H76ZM87 236V238H86V236ZM94 235H96V236H94ZM98 235H99V237H98ZM42 236V237H41ZM85 236V237H84ZM96 237V238H92V237ZM32 237V236H31ZM43 237H44V239H43ZM61 237H63V238H61ZM80 237V238H79ZM83 239H82V238ZM32 238H34V240L36 241V239H37V241H38V239L39 238H36L35 236L34 237H32ZM39 239V241L38 242H40L41 240ZM54 240V241H53ZM62 240V241H61ZM49 241V240H48ZM49 241V242H50ZM56 241V242H55ZM113 241H116V240H112V242ZM42 242H40L41 244H42ZM55 242V243H54ZM95 242V241H94ZM39 244V243H38ZM48 244H50V243H48L47 242V240H46V245L47 246H49ZM53 244L51 243L50 245L52 246H50L51 248H54V249H56V247L54 246L53 247ZM84 244V243H83ZM44 246H45V244H44ZM53 249V250H54ZM58 253V252H57ZM56 253V255H58L59 256V254H57ZM60 253V252H59ZM49 255H51V256H55V252H53V255L52 254H49ZM48 255V256H49Z\"/></svg>",
    "mask_w": 264,
    "mask_h": 264
}]
</instances>
